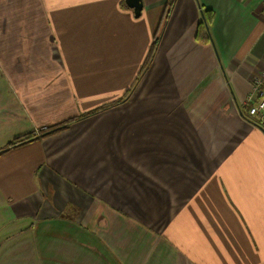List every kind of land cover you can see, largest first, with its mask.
<instances>
[{
    "label": "crops",
    "instance_id": "1",
    "mask_svg": "<svg viewBox=\"0 0 264 264\" xmlns=\"http://www.w3.org/2000/svg\"><path fill=\"white\" fill-rule=\"evenodd\" d=\"M142 1L144 15L139 19L127 5L124 8L119 5L120 10H113L115 15L110 18L103 19L100 16L103 10L94 13L92 22H87L85 26H91L95 36L105 32L102 34L101 51H110L107 42L112 46L129 47L132 52L134 47L136 49L142 46L145 49L149 46L161 14L166 10L167 0ZM121 10L124 11L120 16ZM203 10L214 13L211 22L214 44L211 45L196 38ZM7 26L3 29L6 32L13 29L12 24L8 29ZM33 27L37 28L39 25L35 24ZM23 30L19 35L21 38L15 35L5 36L17 37L16 42H26ZM125 37L126 42L123 39ZM6 46V43L1 45L2 48ZM129 49L128 53H131ZM10 50L9 46L1 56L2 60L12 58ZM16 53L19 58H13V64L6 66L7 73L1 79L4 85L7 83V93L0 89L1 100L5 98V94L9 98L7 108L5 104H0L1 110L6 111L0 114V133L4 135L0 138V147L10 140L7 136L22 134L33 125L36 126L35 123L43 126L52 124V118L62 105L58 101L66 99V90L61 88L62 76L61 86L57 88L55 56L46 61L38 55L35 58L42 66L35 68L26 65L20 50ZM96 55L105 54L99 52ZM263 69L262 0H178L162 35L153 66L139 88L140 100L138 103H129V107H132V110H128L130 118H124L116 124L113 147L124 143H129V146L121 148L120 153L115 151V158L113 152L106 158H100L101 154L92 157L96 160L94 166L86 162L80 167L78 164L67 163L77 185H71L67 179L58 177L55 168L50 167L53 160L64 168L55 157L51 160L53 139L1 156L0 219L10 217L14 222L25 221L30 216L40 219L49 214L58 215L67 203H74L83 208L81 216L89 212L86 216L95 224V231L102 239L117 238L118 241L121 234L115 235V221L134 223L131 213L125 209L136 203L135 197L126 191L124 181L129 177L127 174L133 176L135 171L148 172L146 164L148 165L147 158L150 157L154 158L149 164L150 170L154 172L159 169L164 172L167 159L175 157L176 174L179 175L184 171L183 158L191 155L193 160H198L195 165L201 164L204 169L207 168L208 178L204 182L200 178V187L195 189L204 190L203 187L207 184L211 187L209 189L213 195L209 194L208 205H211L210 210L216 214L215 221L224 230L229 228L235 233L231 234L230 240L231 237L245 240L243 245L246 248L243 247L245 250L239 252L241 256H246L244 261L250 256L255 264H264V130L253 126L246 119L248 105L243 104L250 93L252 77L258 76ZM125 71L129 72V66L125 67ZM40 76L49 82L48 86L51 88L47 92H42L32 81L40 79ZM223 78L229 84L225 85ZM99 83L92 87L102 86V82ZM179 86L188 87L186 93L191 94V100H186L185 103L183 98L178 100L173 97ZM230 93L238 105L235 103L230 106ZM198 104H201V108ZM14 108L19 114L11 122L7 113ZM189 108L192 109L191 113ZM196 108L201 111L206 108L209 112L214 130L207 135L199 129L197 122L201 120ZM47 110L49 121L41 123V116ZM153 131L160 134L158 144V139L152 135ZM218 132L222 133L221 137L217 136ZM206 141L209 144L214 142L215 147ZM62 142L64 141L59 139L58 145ZM141 142L142 146H137ZM85 143H78L71 152L86 150ZM94 143L96 148L102 147V143ZM184 143H189L186 148L192 154L185 151ZM204 144H207V148ZM129 156L139 159L143 156V165L130 163ZM204 157H208L205 165ZM67 159L68 157L65 160ZM84 160L87 158L82 155L75 157V161ZM86 165L87 173L92 172L90 178L84 177L81 169ZM105 175L108 177L104 178ZM77 186L85 189L81 190ZM133 237L129 233L131 241ZM130 245L127 246L128 249ZM47 247L49 251L56 253L55 247Z\"/></svg>",
    "mask_w": 264,
    "mask_h": 264
},
{
    "label": "rangeland",
    "instance_id": "2",
    "mask_svg": "<svg viewBox=\"0 0 264 264\" xmlns=\"http://www.w3.org/2000/svg\"><path fill=\"white\" fill-rule=\"evenodd\" d=\"M119 1H122L121 4ZM124 3V0H0V89L7 93V83L5 82L4 85L1 79L7 73L6 66L13 64V58H19L16 56V51L20 50L26 65L35 68L42 66L35 58L38 55L46 61L55 56L57 88L61 86L62 76L61 88L66 90L64 91L66 99L58 101L62 105L56 116L52 118V124L43 126L35 123L36 126L33 125L22 134L7 136L10 140L2 144L0 151L5 150L16 139L24 144L1 154L0 157L29 145L53 139L51 160L55 157L64 168L53 160L50 167L55 168L58 177L67 179L71 185H77L67 163L78 164L80 167L86 162L94 166L96 160L92 157L101 154L100 158H106L113 152L115 158V151L118 150L120 153L121 148L129 146V143L118 146V142L115 143L118 147H113L116 124L124 118H130L128 110H132V107H129V103H138L140 100L139 88L153 66L162 35L167 27L166 24L165 30L162 31L161 24L164 23L168 13L170 17L172 16L174 8L170 11L166 6V10H163L152 41L145 49L142 46L136 49L134 47L132 52L129 47H118L115 44L112 46L107 42L110 51L108 53L107 49L101 51L102 34L105 32L102 31L95 36L92 34L93 28L85 24L91 23V19L95 17L94 13L99 10L104 11L100 14L103 19L110 18L115 15L113 10H120L119 5L122 8L127 7ZM123 11H120V16ZM143 15L142 10L137 19ZM11 24L13 25L11 31L3 30L5 25H8V29ZM35 24L39 27L34 28ZM54 28L55 35H53ZM22 30L26 34L23 38L26 42H16ZM160 34V42L153 51L151 49L153 40ZM5 35L17 37L11 38ZM123 39L127 41L126 37ZM5 43L8 46L2 48L1 45ZM202 43L213 44L208 39ZM9 46L11 48L9 54L12 58L7 61L2 60L1 56ZM128 49L132 54L128 53ZM99 52L105 55H96ZM150 57L149 69L134 86L141 69ZM125 65L129 66V72L125 71ZM263 72L264 69L258 76ZM256 77L253 76L251 79V90L243 104L256 96L253 93ZM223 80L225 85L229 84L226 78ZM32 81L42 92H47L51 88L47 79L41 76L40 79ZM99 82H102L103 87H92ZM227 86L230 88L229 85ZM187 88L179 86L173 97L178 100L183 98L185 103L191 100V94L186 93ZM5 98L1 100L0 96V104H5L7 108L9 97ZM121 98H124L121 104L87 116L88 113L95 112ZM230 99V106L235 103L238 105L231 93ZM198 106L201 108V104ZM206 107L208 108L207 104ZM11 110L7 113V118L12 122L19 112L15 108ZM189 112L191 113L192 109L189 108ZM197 112L201 120L197 122L199 129L207 135L209 131L214 130L209 112L206 108L204 111L198 109ZM3 113L6 111L1 110L0 107V114ZM47 113L49 114L48 110L41 116V123H44V120L49 121ZM221 134L218 132L217 136L221 137ZM152 135L158 139L156 141L158 144L160 134H155L153 131ZM2 137L4 135L0 133V138ZM31 139L32 142L25 143ZM59 139L64 141L60 145H58ZM92 141L102 143V147L96 148ZM84 142L87 145L86 150L77 149L71 152L78 143L84 144ZM142 144V142L137 143V146ZM184 145L185 151L191 153L186 148L189 143ZM204 145L207 148V144ZM209 145L215 147L214 142H210ZM78 155L86 157L87 160L75 161ZM208 157L203 158L204 165ZM147 159L148 172L135 171L133 176L127 174L129 177L124 181L127 186L126 191L135 197L136 203L125 208L131 213L134 223L125 220L114 223L115 235L121 234L118 241L117 238L102 239L95 231V224L86 216L89 212L81 216L83 210L81 206L67 203L58 215L49 214L40 219L37 216H30L25 221L19 222L10 220V217L0 219V264H255L250 256L244 261L246 256L239 254L246 248L243 245L245 240L241 241L234 237L230 240L231 234L235 233L229 228L224 230L221 224L215 221L216 214L210 210L211 205H208L209 194L213 195L209 184L203 187L204 190H197L201 182L208 178L207 168L204 169L201 164L195 165L198 160H193L190 155L183 158L184 171L179 175L176 174L175 157L167 159L164 172L159 169L152 172L149 164L154 158ZM128 161L142 166L144 159L143 156L141 159L129 156ZM81 169L84 177H92V172L87 173V165ZM107 177L108 175L104 176ZM210 184L214 185V183ZM77 187L81 190L85 189ZM88 189L97 192L93 188ZM85 192L89 194V191L85 190ZM129 233L134 235L132 241L128 238ZM121 238L123 239L120 240ZM47 246L55 247L56 253L49 251Z\"/></svg>",
    "mask_w": 264,
    "mask_h": 264
},
{
    "label": "trees",
    "instance_id": "3",
    "mask_svg": "<svg viewBox=\"0 0 264 264\" xmlns=\"http://www.w3.org/2000/svg\"><path fill=\"white\" fill-rule=\"evenodd\" d=\"M178 0H167V9L168 10H173V8L175 7L176 3H177ZM125 5V3H124ZM170 17V14L168 13L166 15V19L164 21L163 24H161L162 26V31L165 30V27H166V24L168 22V18ZM214 18V13L210 10H203L202 12V21L200 22L199 24V28H198V31H197V35H196V38L197 40H199L200 42H205L207 39L209 40V42H212L214 44V40H213V36H212V32H211V29H210V25H211V22ZM160 39H161V34L158 36L156 35V37L154 38L153 40V44H152V50L155 51L159 42H160ZM149 55H151L152 57V53H150ZM154 55V54H153ZM151 57L148 58V60L146 61L145 65L143 66V68L141 69V72L139 74V76L137 77L135 83H134V86L136 83H138L140 77L143 75V73L148 70L149 68V64H150V61H151ZM124 101V98L122 99H118L114 102H111V103H108L107 105H104L103 107L99 108L98 110H96L95 112H90L87 114V116L93 114V113H97L98 111H103L107 108H110L112 106H115V105H118V104H121L122 102ZM33 140H29L25 143H29V142H32ZM24 142H21L19 139H16L15 142L11 143L5 150H1L0 151V155L3 154V153H6L8 151H10L11 149H14V148H17L21 145H23Z\"/></svg>",
    "mask_w": 264,
    "mask_h": 264
},
{
    "label": "built area",
    "instance_id": "4",
    "mask_svg": "<svg viewBox=\"0 0 264 264\" xmlns=\"http://www.w3.org/2000/svg\"><path fill=\"white\" fill-rule=\"evenodd\" d=\"M262 1L264 8V0ZM253 93L256 96L245 102V104L248 105L246 119L249 120L253 126L264 130V72L261 76L256 77Z\"/></svg>",
    "mask_w": 264,
    "mask_h": 264
},
{
    "label": "water",
    "instance_id": "5",
    "mask_svg": "<svg viewBox=\"0 0 264 264\" xmlns=\"http://www.w3.org/2000/svg\"><path fill=\"white\" fill-rule=\"evenodd\" d=\"M126 5L134 11L135 17H140L143 10L142 0H125Z\"/></svg>",
    "mask_w": 264,
    "mask_h": 264
}]
</instances>
